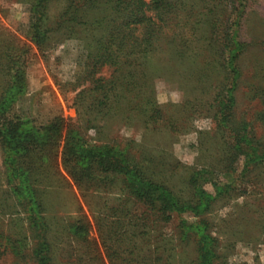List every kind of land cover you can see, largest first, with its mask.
Returning <instances> with one entry per match:
<instances>
[{
	"label": "rangeland",
	"instance_id": "1",
	"mask_svg": "<svg viewBox=\"0 0 264 264\" xmlns=\"http://www.w3.org/2000/svg\"><path fill=\"white\" fill-rule=\"evenodd\" d=\"M2 103L44 139L0 146V264H199L201 233L211 264H264V0H0ZM66 137L208 197L162 215L66 151L76 184Z\"/></svg>",
	"mask_w": 264,
	"mask_h": 264
},
{
	"label": "trees",
	"instance_id": "2",
	"mask_svg": "<svg viewBox=\"0 0 264 264\" xmlns=\"http://www.w3.org/2000/svg\"><path fill=\"white\" fill-rule=\"evenodd\" d=\"M118 2L120 0H117ZM160 1V0H159ZM162 1V0H161ZM44 2H42L43 4ZM38 33V32H37ZM42 35L45 34V32H41ZM35 40V38H34ZM39 41V43H38ZM42 40H36V44L39 46L41 44ZM222 97V93H217L214 96L215 102L218 106H220V103ZM229 99V98H228ZM221 101V102H220ZM8 106V105H7ZM7 106H5V103L0 104V146H4L6 150L10 151L11 154H19V155H27V152L31 150V144L37 141H42L43 136L39 134V132L34 129L33 127H25V124L22 120L17 118H10L6 117L4 112L7 110ZM218 111H223V107H218ZM228 123V122H227ZM226 123V124H227ZM63 126V120L60 118L55 120V123H52L50 127L48 128V134L53 136L52 134L57 132L62 128ZM235 136L234 143L230 147L233 150V154L227 153V157H232L228 159L230 162H235L237 159V151H240V141L245 139V142H248L249 140L245 138V136L242 138L238 135V137ZM239 141V144L237 142ZM73 140H69L67 137L65 138V151L63 153L64 159V167L66 171L68 172L71 179L76 183L79 184L85 179V175H89L90 173L87 172V174L83 173H75V167H68L67 160H73L76 162L81 163L82 167L88 170H91L93 167H101L104 171L109 173H119L121 174L127 185L129 190H121L124 193H127L128 195L134 197L136 200L142 202L146 206H149L150 208H157L162 215H165L168 211H180V208L182 207H191L194 203V206H200L204 204L202 201L205 197H208L207 194L205 195L203 189L199 185V181H207V178L203 174H193L188 183L189 189L192 190V197L189 200V202H186L182 205V203L179 201L178 197L176 195H173L171 190H168L164 186H162L158 182H153L149 180H145L141 177L138 170L129 162L124 160L121 156H119L117 153H114L113 150L109 148H104L101 150H87L84 151L83 147L80 145V142L78 143H72ZM54 145V143H52ZM67 151V153H66ZM66 154L68 155V158L66 160ZM225 157V156H224ZM223 160V158H222ZM225 161V158L223 160ZM223 164V162L221 163ZM86 171V170H84ZM91 172V171H90ZM206 172V171H204ZM203 172V173H204ZM202 173V172H201ZM207 174V172H206ZM193 203V204H191ZM180 207V208H179ZM171 216V214L169 213ZM168 216V217H170ZM80 225L77 223V225L73 226V232L78 237L85 236L86 233L82 231V227L78 226ZM78 226V227H77ZM212 239L207 234L201 233L200 243H199V253H200V259L199 264H211L212 256L214 255L212 253ZM39 248L37 250V255L39 256L40 260L45 262L44 257L41 254V250L45 248V244H40Z\"/></svg>",
	"mask_w": 264,
	"mask_h": 264
}]
</instances>
